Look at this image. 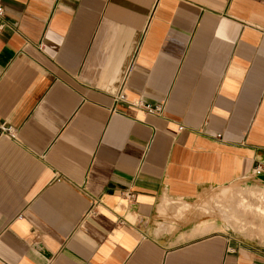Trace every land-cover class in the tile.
<instances>
[{
  "label": "crops",
  "instance_id": "1",
  "mask_svg": "<svg viewBox=\"0 0 264 264\" xmlns=\"http://www.w3.org/2000/svg\"><path fill=\"white\" fill-rule=\"evenodd\" d=\"M0 3V264H264V0Z\"/></svg>",
  "mask_w": 264,
  "mask_h": 264
},
{
  "label": "rangeland",
  "instance_id": "2",
  "mask_svg": "<svg viewBox=\"0 0 264 264\" xmlns=\"http://www.w3.org/2000/svg\"><path fill=\"white\" fill-rule=\"evenodd\" d=\"M224 188H228V190H223ZM256 190L264 191V188L257 183H247L241 180L229 186L206 191L195 202L190 203L192 204L191 207L179 209L177 217L189 213L192 216L211 218L213 221L219 222V227L228 228L231 233L239 238L259 242L263 244L262 247L264 248V240L261 235L259 236V231L256 228H251L249 233L252 234L249 235V233H244L241 229L234 227L237 221L235 216L242 214L243 208L246 210L247 218L253 219L255 216L253 212L256 211L254 207L257 206L254 204L262 203L264 205V198H254L253 195L249 194Z\"/></svg>",
  "mask_w": 264,
  "mask_h": 264
},
{
  "label": "built area",
  "instance_id": "3",
  "mask_svg": "<svg viewBox=\"0 0 264 264\" xmlns=\"http://www.w3.org/2000/svg\"><path fill=\"white\" fill-rule=\"evenodd\" d=\"M4 14V6L0 3V18ZM2 27V24H0V28ZM126 98V95L123 91L119 92L116 96V100H124ZM138 107L142 108L145 112L149 114H155V115H161L164 111V103H150V102H145L142 100H138L134 103ZM183 127H180L179 129H182ZM0 129L3 131H7L11 134H13L14 129L12 127H5L3 125H0ZM256 174H260L262 172V169L260 167H257L255 169Z\"/></svg>",
  "mask_w": 264,
  "mask_h": 264
}]
</instances>
